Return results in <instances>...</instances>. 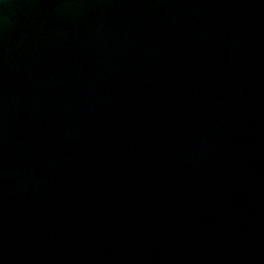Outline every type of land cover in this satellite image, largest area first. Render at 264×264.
Instances as JSON below:
<instances>
[{"label":"water","instance_id":"obj_1","mask_svg":"<svg viewBox=\"0 0 264 264\" xmlns=\"http://www.w3.org/2000/svg\"><path fill=\"white\" fill-rule=\"evenodd\" d=\"M0 264H264V0H0Z\"/></svg>","mask_w":264,"mask_h":264}]
</instances>
